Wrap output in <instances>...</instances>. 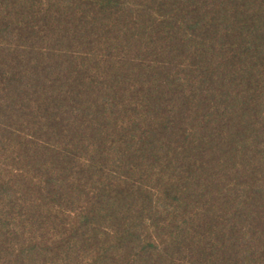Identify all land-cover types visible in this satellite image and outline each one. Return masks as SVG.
Listing matches in <instances>:
<instances>
[{"label":"rangeland","instance_id":"374dc122","mask_svg":"<svg viewBox=\"0 0 264 264\" xmlns=\"http://www.w3.org/2000/svg\"><path fill=\"white\" fill-rule=\"evenodd\" d=\"M0 264H264V0H0Z\"/></svg>","mask_w":264,"mask_h":264}]
</instances>
